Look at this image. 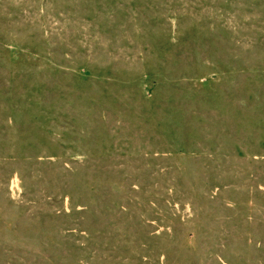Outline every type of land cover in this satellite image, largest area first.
Segmentation results:
<instances>
[{
	"label": "rangeland",
	"instance_id": "374dc122",
	"mask_svg": "<svg viewBox=\"0 0 264 264\" xmlns=\"http://www.w3.org/2000/svg\"><path fill=\"white\" fill-rule=\"evenodd\" d=\"M0 264H264V0H0Z\"/></svg>",
	"mask_w": 264,
	"mask_h": 264
}]
</instances>
